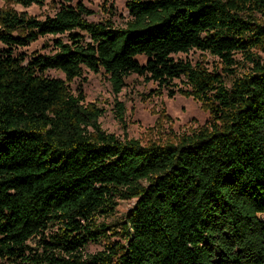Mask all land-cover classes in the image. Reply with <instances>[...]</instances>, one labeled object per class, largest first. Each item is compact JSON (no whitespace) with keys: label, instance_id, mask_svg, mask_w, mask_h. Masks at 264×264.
<instances>
[{"label":"trees","instance_id":"trees-1","mask_svg":"<svg viewBox=\"0 0 264 264\" xmlns=\"http://www.w3.org/2000/svg\"><path fill=\"white\" fill-rule=\"evenodd\" d=\"M3 1L0 264H264V0H132L123 27L87 21L81 3L40 20L7 5L47 0ZM66 33L47 55L15 53ZM191 51L221 73L174 58ZM84 70L108 76L114 95L137 75L192 97L210 127L175 144L119 139L69 91ZM131 199L124 222L100 221Z\"/></svg>","mask_w":264,"mask_h":264},{"label":"rangeland","instance_id":"rangeland-1","mask_svg":"<svg viewBox=\"0 0 264 264\" xmlns=\"http://www.w3.org/2000/svg\"><path fill=\"white\" fill-rule=\"evenodd\" d=\"M132 0H47L42 5L22 7L16 4L7 6L16 12H24L27 16L37 19L52 17L61 7L75 6L81 3L91 11V15L85 17L92 23L110 21L116 27H123L130 19L127 3ZM148 1V0H140ZM5 7V2L0 0V9ZM73 34H82L74 31ZM60 39L68 42L67 33L57 36H45L27 47L16 48L15 53L24 54L27 58L37 55H47L53 52V40ZM89 39L85 36L84 41ZM1 48V45H0ZM175 59L186 60L192 64L202 63L206 68L221 73L222 65L219 60L199 51H191L188 54H177ZM235 58L241 62L239 54ZM140 62L144 59L139 58ZM44 76L64 80V75L54 69L44 72ZM81 79H74L68 84L69 91L77 94L81 90L85 104H93L102 109L104 113L98 122L107 133L115 135L119 139L132 138L142 145L149 143L175 144L182 136L191 135L200 129L210 127V114L204 110L201 104L192 97H186L176 93L173 97L167 95L164 87L156 83L146 81L143 77L130 75L125 79V86L114 95L108 76L104 73L94 74L84 70ZM233 78H224L227 88L230 87ZM184 80H174L175 88H185ZM123 104L122 120L119 119V111L116 103ZM135 199L121 200L118 202L113 216L100 218V221L114 225L126 220V215L135 204ZM111 241L120 240L111 236ZM103 242L89 244L84 253L86 256L95 254L103 249Z\"/></svg>","mask_w":264,"mask_h":264}]
</instances>
